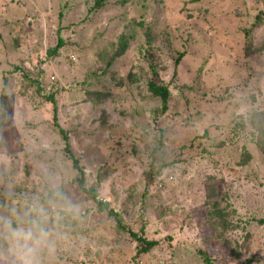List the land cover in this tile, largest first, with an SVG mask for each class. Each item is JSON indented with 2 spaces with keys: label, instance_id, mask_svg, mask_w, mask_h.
I'll use <instances>...</instances> for the list:
<instances>
[{
  "label": "rangeland",
  "instance_id": "rangeland-1",
  "mask_svg": "<svg viewBox=\"0 0 264 264\" xmlns=\"http://www.w3.org/2000/svg\"><path fill=\"white\" fill-rule=\"evenodd\" d=\"M93 4L94 0H0V78L12 63L29 59L24 70L34 72L30 76L43 80L49 92H57L58 123L68 131L74 155L81 157L86 173L99 170L101 184L96 200L109 202L122 211L136 231L140 229L135 220L146 187L145 177L150 174L142 172L148 168L147 156L158 145L160 132L162 146L155 155L156 167L178 159L182 146L202 136L193 149L181 155L179 170L171 167L161 171L165 178L176 175V182L164 184L160 191L149 188L147 230H158L159 218L167 220L158 230L160 235L153 236L163 241L165 251L155 248L148 256L139 257V264H200L193 252L202 247V241L185 229L180 231L183 217L169 212L163 215L166 205H171L167 187L177 194L172 201L175 206H181L185 216L194 215L198 220L191 222L198 237L202 230L205 232L204 211L206 214L211 209L214 200L226 197L227 204L246 215V225L241 224L244 230L232 235L239 245L247 246L241 248L239 259L228 264H264V226L257 223L264 219V152L254 139L256 134H264V112L260 113L264 110V55L244 56L242 34L260 11L264 17V2L108 0L103 10L92 12ZM130 20L142 26H129ZM145 28L148 31L143 34ZM58 29L68 49L42 65L40 74L34 66L39 65L46 50L55 46ZM122 32L134 37H130L125 54L107 68L102 46L115 42ZM17 33L23 41L21 49L13 51L10 42ZM34 47L39 49L37 53ZM152 47L159 55L156 65L163 81L172 86L169 111L164 116L155 114L160 107L158 101L142 97L145 91L141 80L150 73L148 51L153 52ZM182 52L185 56L175 66L174 59ZM197 66L200 71L195 73ZM7 78L16 87L8 95H0V201L11 200L14 206L17 198L29 197L33 192L40 198L46 182L49 187L60 181L68 183L76 171L70 162L62 165L57 159L53 163L59 166L60 175L54 173L57 178H51L46 173L43 160L53 156L44 155L45 148L64 144L59 136L49 133L50 107L39 105L34 92L24 90L27 84L19 89L20 72ZM135 78L139 81L130 84ZM86 92L107 94L109 98L89 97ZM255 110L257 115L253 117ZM204 132L208 138L203 137ZM212 144L213 148L217 144V164L210 162L207 154L201 155L202 150L214 153ZM92 178L87 179L96 181ZM240 188L247 191L238 194ZM164 195V201H160ZM92 206L90 201L85 207L90 210L88 218L75 211L68 214L70 225L58 221L49 226L53 227L52 247L43 251L40 261L125 264L133 257L135 245H131L130 237L110 235ZM78 210H82L80 206ZM49 211L57 212L59 208L54 206ZM106 222L113 228L112 221ZM115 242L122 247H116ZM161 256L162 261L157 259ZM223 262L218 260L219 264Z\"/></svg>",
  "mask_w": 264,
  "mask_h": 264
},
{
  "label": "trees",
  "instance_id": "trees-1",
  "mask_svg": "<svg viewBox=\"0 0 264 264\" xmlns=\"http://www.w3.org/2000/svg\"><path fill=\"white\" fill-rule=\"evenodd\" d=\"M264 2V0H261ZM108 3V0H94L93 7L91 8L92 12H96L99 10H103L104 6ZM122 4V3H121ZM263 11H260L259 14H257L254 18V21L252 25L249 26L246 30L243 31V39H244V56H250V55H257L258 57H262L264 55V17L262 16ZM60 19L62 20V15L61 13L58 14ZM142 26L140 22L136 21H129V26ZM21 26V25H20ZM126 26V27H129ZM57 37H56V44L55 46L49 48L46 50L44 53V56L41 57V60L39 62V65H36L34 67H37L38 73L40 72L41 66L46 64L49 59L53 58H58L59 54L61 51H65L68 48L66 46H69L68 42L64 40L62 37H60V32L62 30L58 29L57 30ZM148 31V28H145L143 31V34H145ZM260 32V33H259ZM258 33V34H257ZM224 35H221V37ZM130 37H134V35L130 36L128 32H122L120 35L116 36V41L115 42H108L106 45H103L102 47V52H104L102 58L105 61V65L107 68L111 67L112 63L115 61L117 58H121L125 52L129 48V39ZM150 38L148 39V41ZM22 37L18 35L13 36L11 42H10V48L13 51H19L20 45L22 43ZM153 46V45H152ZM154 47V46H153ZM152 47V49H153ZM159 50L158 48H156ZM39 50V49H38ZM38 50H35L34 47V53H37ZM156 51L153 49L151 51H148L150 54V62L148 67H149V75L147 78L144 80H141V85L145 91V94H142V97H148L152 100L155 99V101L159 102L160 107L156 111V115L158 116H164L167 111H169V101L172 98V92L170 90L169 84L165 83L163 81L162 75L160 74L158 68H157V61L159 59V55L155 53ZM185 56V53H177L176 58L174 59L175 66L179 64L181 59ZM107 57V59H106ZM29 58V57H28ZM29 59L22 58L20 59L17 63H12L11 66L9 65V70H5V73L2 74L1 80H0V95H8L9 90L14 89L16 86L13 85L12 81H10L7 77H15L18 75V72H20V78H21V83L20 87H25V91H30L32 90L35 94V99L37 103L41 106H44L46 104L48 107H50V112L52 113L50 117L51 121V129L52 133L54 136H59L63 140V145L59 146H51L49 148H45V153L44 155H49L50 153L52 154L53 157L43 160L47 164V168H45L46 173L51 174L52 177H56L54 173L59 172V166H57L55 163L58 161L64 165L66 162H70L72 164V169L76 171L75 175L72 177V179L66 183L63 184L61 181L57 185H51V187L48 186V183L46 182L44 188L42 189L43 195L38 198L35 196V192H33L29 197L23 196L22 198H17V202H15L14 206H11V200L8 198V202L2 199L0 201V215H8L11 210L13 209H20L26 204L33 202V201H39L43 204H45L49 209L51 207H57L59 208V211L57 212H51V219L49 221V226L52 225V223L58 222V224H63L64 222L67 223V225H70L72 222L69 220V213H80L79 215L81 217H87V213L90 212L88 210L87 203L91 201L93 203L92 209L93 211L100 215L103 218V223L107 225V228L109 229L110 235L116 234V235H128L130 237L131 245H135V252L133 257L127 261L125 264H139V257L142 256H148L150 252H152L155 248H159V250L165 251V248L162 246V242L160 240L153 239V236L160 235V232L158 231L159 228L164 227V224H166L167 220H160L158 219L159 223V228L153 229L151 233H148L147 228H149V222L147 217L145 216V210H146V204L149 202L147 196L149 195V188L154 189L153 191H160L162 190L165 185L170 183L176 182V175L172 177H162L161 176V171L165 169H169L171 167L178 168V170L181 168L179 166L181 164V155L184 153L185 150H191L194 147V142L197 141V139L202 138V136H196L193 138V140L190 142L188 146H182L179 150V154H177L178 159H174L172 161L166 162V163H161L156 167L157 162H156V153L161 149L162 146V136L161 132L159 134V137L157 138V146L152 149L150 154L147 156L148 158V168L142 172V175L146 172H149V177H145L146 182V187H144L142 196L140 198V208L138 212V216L136 217V221H138V224H140V229L139 231H136L133 229V227L128 224L124 218H123V213L122 211H117L115 208L109 205V202H103L96 200L97 197V189L100 183L99 178V170L96 172H89L86 173L84 170L85 166L83 163H80L81 157L75 156L73 153V150L71 149V141H70V136L68 134L67 130H64L58 123V106H57V100H55V95L57 94L56 91H53L54 93L49 92L51 90L48 88L46 90V87L43 85V80H39V77L33 78L30 76L33 74L32 72L30 73L29 70H24V65L27 64V61ZM264 60V59H261ZM207 61V60H205ZM206 63V62H205ZM31 62H28V66L30 67ZM39 66V67H38ZM36 69V71H37ZM195 73H198L200 71V68L195 67L193 69ZM16 74V75H15ZM41 74V72H40ZM39 74V75H40ZM176 74V70L174 72V76ZM8 75V76H6ZM45 74L42 73V76ZM182 80L186 81L188 78L186 77ZM139 78H135L136 81H131L130 84H133V82H138ZM53 87H56V85H52ZM32 87V88H31ZM23 91V92H25ZM89 97H97L98 99H106L109 98V95L107 94H101L98 92H86ZM1 98V96H0ZM254 101V99H252ZM256 112L252 113V116L257 115V110ZM264 110L260 113H263ZM4 119L5 112L2 114ZM102 117L105 118L104 111H102ZM132 118V116H130ZM48 134V133H47ZM204 138L207 137V133L204 132L203 134ZM58 138V137H57ZM58 138V139H60ZM255 141L257 145H259L261 152H264V134H256L255 135ZM61 140V141H62ZM217 144H213L210 146V148H213L214 153H208L204 150L201 151V155L204 157L206 154V158L210 159V162L217 164L218 160L215 155V150H216ZM215 149V150H214ZM135 150V148H133ZM136 152V151H134ZM161 156V155H160ZM213 157V158H212ZM55 161V163H53ZM185 163V160L183 161ZM60 164V165H61ZM81 164V165H80ZM86 167V166H85ZM184 166L182 167V169ZM58 169V170H56ZM94 178L96 181L93 183L88 181L87 178ZM50 178V175H49ZM92 178V179H93ZM243 190L247 191L246 188H240L238 189L237 192L239 194V191L242 192ZM172 189L167 187L166 188V194L167 200H169L171 205H166V213L163 215H166L167 212L170 213L171 216H177L179 218L183 217L184 219V225L183 228L180 230L183 232L185 229L186 232L191 234L193 237L200 239L202 241V247L199 249L196 248L197 250L193 252V256L200 259V264H219L218 260L220 259V262L224 259V264L228 263H234L236 259H239L241 256V248L245 249L244 244L239 245L238 238L233 237L232 234L237 233L236 231L239 230H244V228L241 226L242 223L246 222L243 221L245 220V214L244 216L235 209L230 206V204L226 203L227 200L224 198H220V200H214L211 204V209L206 212L204 211V216L202 217L203 220H205L203 223L204 230H202L199 234V237L197 234L195 235V225L191 226V222L194 220L195 223H197L194 215L192 217L190 216H185L184 209L181 206H175V204L172 202L176 199L177 194L175 192L171 193ZM256 194L252 195L253 198H255ZM164 196H162L160 201H164ZM160 199V198H159ZM248 199V198H247ZM71 200V201H70ZM15 201V200H14ZM252 201V199L248 200ZM260 200L256 201V204H258ZM162 205V204H161ZM259 205V204H258ZM78 206L81 207L82 210H85V213H82L81 211L78 212ZM230 206V207H228ZM120 210V209H119ZM68 213H64V212ZM168 213V214H169ZM203 213V210L201 211V214ZM201 216V215H200ZM88 218V217H87ZM234 219H237V221H234ZM107 220L113 222V228L112 226L107 224ZM254 219H252L253 221ZM134 223V222H133ZM259 225L264 226V219H259L257 222ZM51 229L53 227H50ZM181 228V227H180ZM151 238H149V236ZM181 234H179V237ZM169 239L172 240V238ZM168 244L171 246L172 241L168 242ZM114 245L116 247H122V244L119 242H115ZM114 247V246H113ZM247 250H244L246 252ZM43 252L41 253V255ZM159 254H162V251H160ZM156 259V258H155ZM157 259L162 261V256L157 257ZM245 259V258H244ZM243 259V260H244ZM202 261V262H201ZM246 262H249L248 258L245 259ZM40 264H48L44 263L43 261H40ZM221 264V263H220Z\"/></svg>",
  "mask_w": 264,
  "mask_h": 264
},
{
  "label": "clouds",
  "instance_id": "clouds-1",
  "mask_svg": "<svg viewBox=\"0 0 264 264\" xmlns=\"http://www.w3.org/2000/svg\"><path fill=\"white\" fill-rule=\"evenodd\" d=\"M50 219L39 201L0 215V264H40L41 253L52 247Z\"/></svg>",
  "mask_w": 264,
  "mask_h": 264
}]
</instances>
